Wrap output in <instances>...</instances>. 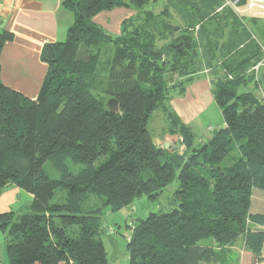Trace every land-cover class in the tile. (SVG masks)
I'll return each mask as SVG.
<instances>
[{"label":"trees","instance_id":"trees-1","mask_svg":"<svg viewBox=\"0 0 264 264\" xmlns=\"http://www.w3.org/2000/svg\"><path fill=\"white\" fill-rule=\"evenodd\" d=\"M153 1L64 0L73 24L64 42L43 47L48 71L37 99L0 79V195L12 185L33 196L25 212L0 213L10 264H108L99 239L105 214L131 209L143 196L160 210L136 220L128 264H209L214 248L203 242L227 247L240 238L260 259L264 230L251 225L264 226V215L250 207L253 191L264 192V40L232 10L218 12L223 0H167L162 15L174 10L187 23L167 47L169 66L160 65L150 30L158 17L151 11L130 33L124 21L115 37L94 22L102 13ZM13 38L0 31V59ZM179 44L182 53L171 48ZM109 46L111 60L103 66ZM200 62L214 67L213 92L225 124L202 145L172 111L164 78L169 68L188 85ZM111 99L119 111L107 106ZM155 111L180 144L156 146L149 131ZM69 162L80 166L76 174ZM47 163L60 178L46 172ZM59 189L66 195L55 202Z\"/></svg>","mask_w":264,"mask_h":264},{"label":"crops","instance_id":"crops-1","mask_svg":"<svg viewBox=\"0 0 264 264\" xmlns=\"http://www.w3.org/2000/svg\"><path fill=\"white\" fill-rule=\"evenodd\" d=\"M102 14L109 16L111 13ZM110 20L109 17L107 25L113 32L119 33L120 26L114 21L115 25L110 26ZM72 21L73 15L63 7V0H0V31L10 32L14 37L1 54V82L25 97L36 100L48 71V66L41 60L43 47L49 43L64 42ZM211 83L206 77L195 80L189 84L184 95L177 96L170 103L181 122L191 128L196 136L195 143L199 145L225 125L224 119L219 128L200 122L211 107H218ZM171 142L173 140L167 128L158 142L154 140L156 146L165 149L172 148ZM32 200L31 194L8 186L0 195V213L25 212ZM250 213L264 215L263 191H253ZM251 226L264 230V226ZM6 244V235L0 234V264H10ZM215 244L208 243L214 248V259L209 264H264V248L259 259L246 247L243 238L227 247H215Z\"/></svg>","mask_w":264,"mask_h":264},{"label":"rangeland","instance_id":"rangeland-1","mask_svg":"<svg viewBox=\"0 0 264 264\" xmlns=\"http://www.w3.org/2000/svg\"><path fill=\"white\" fill-rule=\"evenodd\" d=\"M64 1V0H63ZM167 0H158L157 2H151L149 5L143 7V8H137V9H121V10H115L111 12V14H108L109 16H106V14H100L98 18L96 17L94 19V22L97 23L100 27H102L107 34L115 37L121 35V24L125 21L126 23H129V25L125 26L127 33H130L132 31H135L139 25L138 18L144 16V12L151 11L154 15H157L158 21H156L151 27V35L155 38L154 40V46L156 47L157 51L162 54L160 65L163 63H169L168 65L172 63V52L168 53L167 47L175 40V38L179 37L181 33H183L187 23L174 11L169 10L168 15H162V11L165 8V5L167 4ZM240 1L236 5H228L227 1L223 0V7L218 10V12H222L224 9H230L234 13H236L238 16L242 18V20L246 21V24H249L250 29L254 32L253 36L256 40H259L260 42L264 40V21H259L258 23H253L252 20L247 21V18H250L252 16L257 17H263L264 18V0H249L248 4L244 7L239 6ZM162 16V17H161ZM109 17L110 20V26L115 25L113 23L116 22V25L120 26L119 33L113 32V29H110V27L107 25ZM247 17V18H246ZM129 20H131L129 22ZM122 21V22H121ZM160 21L162 22L160 24ZM107 22V23H106ZM118 23V24H117ZM73 24V21H72ZM109 24V23H108ZM158 25V26H157ZM167 25V26H165ZM252 25V26H251ZM110 51H106L103 55V66H106L105 63L107 59L111 60L110 56H112V46H109ZM108 53V54H107ZM168 66V67H169ZM261 64L256 67L259 69ZM105 68V67H104ZM168 69L164 73L165 81L168 82L166 86V94L168 99L170 97V103L171 101L179 96L181 93V90H183V87L185 88V91L187 90V81L188 78H182L177 73L173 74L171 72H168ZM214 67H208L204 62H200L197 65L196 73L194 74V78L196 80L201 78H208L212 83L213 80L216 79V73L213 70ZM107 71L102 70L100 72L101 76L103 75L107 76ZM221 74L219 73V76ZM102 79V78H101ZM211 83V84H212ZM187 85V86H186ZM213 86V84H212ZM20 93V92H19ZM185 94V93H184ZM214 95V92H213ZM215 97V96H214ZM112 100V99H111ZM110 100L107 102V106L109 105ZM200 122L207 126L211 125L215 128H219L218 126H222L223 124V118L221 114V110L214 105L210 108V110L201 118ZM181 121V120H180ZM184 126L183 122H181ZM218 124V125H217ZM188 127V126H187ZM167 128L169 130L170 126L169 123L165 117V115L162 113V111H155L149 121V131L156 142H158L159 138L163 136V132ZM168 135L170 138H172L173 142L172 145H178L179 142L182 141V139L179 140V142H176L178 140L177 137H173L172 135ZM69 168L72 173L76 174L80 168V166L73 165L71 162L68 163ZM46 172L54 179L60 178V174H58L52 167L50 163H47L45 165ZM178 187V183H173L171 186H169L163 195V201L166 202L167 197H171L173 193L176 191ZM66 195V190L59 189L55 193L54 201L59 202L62 198H64ZM25 200V199H24ZM161 200V202H163ZM163 202V204L166 205V203ZM98 201L95 199L92 200L90 206H98ZM165 206H161V208H164ZM160 210V206H158L157 203L150 202L145 196L139 198L136 200L134 205L131 209L123 210L120 212H110L107 211L104 217L103 221V233L99 237V239L103 242V245L105 247L107 258H108V264H128L129 263V252H128V243L131 240L134 225L136 224V220L138 218H145L150 213L158 212ZM134 223L133 225H131ZM128 225L131 227L128 228ZM215 243L211 240L203 242V244L208 243ZM215 247L216 244H215Z\"/></svg>","mask_w":264,"mask_h":264},{"label":"water","instance_id":"water-1","mask_svg":"<svg viewBox=\"0 0 264 264\" xmlns=\"http://www.w3.org/2000/svg\"><path fill=\"white\" fill-rule=\"evenodd\" d=\"M171 48H173L174 50H177L178 53H182L183 52L182 44L171 45ZM111 105L116 107V111H119L118 102L116 100H114V99L110 100L108 106H111Z\"/></svg>","mask_w":264,"mask_h":264},{"label":"built area","instance_id":"built-area-1","mask_svg":"<svg viewBox=\"0 0 264 264\" xmlns=\"http://www.w3.org/2000/svg\"><path fill=\"white\" fill-rule=\"evenodd\" d=\"M225 1H227V4H228V5L231 4V5L234 6V5H236L240 0H225Z\"/></svg>","mask_w":264,"mask_h":264}]
</instances>
